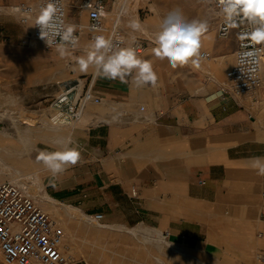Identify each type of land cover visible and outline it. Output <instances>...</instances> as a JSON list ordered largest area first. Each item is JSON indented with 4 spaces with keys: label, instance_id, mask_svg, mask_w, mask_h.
I'll return each instance as SVG.
<instances>
[{
    "label": "crops",
    "instance_id": "obj_1",
    "mask_svg": "<svg viewBox=\"0 0 264 264\" xmlns=\"http://www.w3.org/2000/svg\"><path fill=\"white\" fill-rule=\"evenodd\" d=\"M92 84L102 102L73 132L98 163L67 169L47 193L111 227L140 226L161 239L155 264H264V176L251 167L264 157V87L247 105L222 99L223 84L213 83L208 98L186 94L187 83L162 91L149 111V86L96 73Z\"/></svg>",
    "mask_w": 264,
    "mask_h": 264
},
{
    "label": "rangeland",
    "instance_id": "obj_2",
    "mask_svg": "<svg viewBox=\"0 0 264 264\" xmlns=\"http://www.w3.org/2000/svg\"><path fill=\"white\" fill-rule=\"evenodd\" d=\"M31 3L32 0H0V159L11 167L15 174H0V182L18 175H36L40 181L39 189L45 188L46 194L52 198L51 194L47 193V186H57L56 180L69 171L53 177L38 161V156L42 151L60 149L62 145L58 144V141H74L75 133L74 128L65 126H55L56 129L51 130L48 123L55 115L50 109L51 101L66 82L77 80L82 85L89 82L94 73L92 68L81 72L71 56L61 58L54 49L48 48L40 41L27 38L26 32L30 23L23 25L20 20L24 16L23 7ZM75 6L71 3L69 9L68 18L71 22L78 21ZM175 10L182 12L188 20L208 21L209 28L202 37L204 49L201 51L209 60L201 62L202 69L190 66L173 69L167 60L157 59L152 52L155 47L153 37L159 30L162 18ZM124 14L125 20L122 24L125 32H133L145 40L146 48L138 56H150L145 60L153 62L158 76L156 85L149 86L146 91L149 111L152 110L151 106L159 102L162 91L169 93L175 88L184 90L187 83H193L186 94L210 98L217 93L215 82L213 84L210 78L216 79L219 84L225 83V73L233 62L237 33L236 28L232 26L227 39L221 40L217 37L220 19L215 15L214 2L127 0ZM137 18L142 25V31L134 32L128 24ZM80 19L82 24L86 22L85 15ZM205 35L212 39V51L209 50L211 39ZM80 54V50L73 53L74 56ZM228 55L229 57L220 59L221 56ZM200 89L206 90L198 92ZM259 96L264 98V89L260 90ZM257 98L256 95L255 99ZM242 102L249 105L247 98ZM96 109L97 107L87 106L80 119ZM23 118L32 120L34 126L30 128L29 133H25L24 126L21 125ZM258 130L264 135V127L260 124ZM85 161L81 156L77 165L67 169L79 168ZM59 203L61 206H55L59 217L55 218L61 220L65 232L64 264H155L154 258H158L159 252L157 244L152 240L153 234H142L138 229L140 226L126 229L120 226L111 227L105 221L96 223L88 219H70L63 207H70L72 210L79 208ZM45 208L49 213L53 211V207L45 205ZM81 213L85 217L88 216Z\"/></svg>",
    "mask_w": 264,
    "mask_h": 264
},
{
    "label": "built area",
    "instance_id": "obj_3",
    "mask_svg": "<svg viewBox=\"0 0 264 264\" xmlns=\"http://www.w3.org/2000/svg\"><path fill=\"white\" fill-rule=\"evenodd\" d=\"M45 0H32L30 5L22 9L21 24L30 23L26 32L27 38L37 40L39 28L33 27L39 8ZM127 0H80L75 4L77 22L68 18L72 0H59L63 19L66 23L77 25L76 35L80 48L86 45L94 35L112 36L114 41H123L127 46L132 36L136 37L137 55L146 48L144 39L135 34H128L123 29L121 20ZM214 9L216 5L214 3ZM86 22L81 23V16ZM217 29V37L228 38L231 27L222 18ZM236 27V49L231 67L225 73V83L218 86L222 99L239 100L255 92L261 84V66L264 63V44H252L243 36L247 25L241 21ZM85 45V46H86ZM47 46V45H46ZM48 47V46H47ZM49 48V47H48ZM54 49V48H52ZM77 51V50H76ZM206 55L202 53V59ZM92 79L84 82H66L60 92L51 101L50 109L58 117L57 125L74 128L79 122L87 106L100 105L102 99L91 91ZM142 110V109H141ZM264 126V113L260 118ZM70 146L77 148L85 163H98L92 152L76 140ZM43 193V194H42ZM46 189H38L33 175H18L0 182V262L1 264H64L63 241L65 232L60 219H56L45 208L40 197ZM89 220L100 222L101 214L87 216Z\"/></svg>",
    "mask_w": 264,
    "mask_h": 264
},
{
    "label": "clouds",
    "instance_id": "obj_4",
    "mask_svg": "<svg viewBox=\"0 0 264 264\" xmlns=\"http://www.w3.org/2000/svg\"><path fill=\"white\" fill-rule=\"evenodd\" d=\"M216 5L215 15L222 18L230 26H238L246 22L243 36L252 44H264V0H205ZM33 27L39 28V38L58 53L61 58L72 57L81 72L90 68L98 76L109 80H119L121 83L131 82L137 87L155 86L157 73L151 60H145L137 55L136 37L132 36L127 46H121L123 41L116 42L112 36L94 35L89 43L80 49L77 25L66 23L63 19L59 0H45L36 15ZM134 32L142 31L139 19L128 24ZM207 20L186 19L182 12L175 10L162 18L159 30L153 37L154 56L167 60L171 68L185 66L199 68L202 61V37L208 31ZM80 50L79 56L73 53ZM58 117L52 123H58ZM62 147L56 151H42L38 161L56 177L75 166L81 159L80 151L70 146L72 141H58ZM251 167L258 175L264 176V157H253Z\"/></svg>",
    "mask_w": 264,
    "mask_h": 264
},
{
    "label": "bare ground",
    "instance_id": "obj_5",
    "mask_svg": "<svg viewBox=\"0 0 264 264\" xmlns=\"http://www.w3.org/2000/svg\"><path fill=\"white\" fill-rule=\"evenodd\" d=\"M177 5V4H176ZM178 9H179V7H178ZM12 11H17V9H12ZM205 44H207L206 43V41H205ZM227 57H229V55L228 56H221L220 57V59H224V58H227ZM209 59L207 58V57H205V58H203L202 59V62H206V61H208ZM202 67L203 66H200L199 68H201L202 69ZM93 73H94V75H95V70L93 69ZM211 79V81L214 83L215 82V84L217 85V84H219L217 81H216V79H212V78H210ZM260 87H264V63L262 64V66H261V84H260V86H259V88ZM259 88H257V89H259ZM257 91H255V92H253L252 93V95L250 94L249 96H247V99L248 100H250V99H254V97H255V93H256ZM262 100V102H264V98H262L261 99ZM250 105H252V104H250ZM55 117V115L52 117V119L50 120V122L48 123L49 125H50V128H51V130H55L56 129V127L55 126H60V125H57V124H53L52 123V121H53V118ZM85 120V119H84ZM83 124V123H82ZM21 125H23L24 126V132L25 133H29L30 131H31V127H33L34 125L32 124V120L31 119H29V118H23L22 120H21ZM57 131V130H56ZM0 152H1V150H0ZM12 171H14L13 169H11V167H9V166H7V165H5V163H3V161H1V159H0V174H9L10 176L12 175ZM14 174V173H13ZM15 175V174H14ZM14 175H12V176H14ZM33 178H34V183L36 184V186L38 187V189H39V180L37 179V177H36V175H34L33 176ZM40 199H41V201H42V203L44 202V204L46 205V206H50V207H53V211L51 212L52 213V215L54 216V217H59V213H58V209H55V206L57 205L58 206V204L60 205V203L58 202V201H56V200H54V199H52L50 196H48L46 193H44V195L43 196H41L40 197ZM61 206V205H60ZM64 208V212H65V214L70 218V219H76V220H79V221H82V220H87L88 218L87 217H85L79 210H77V209H70V207H63ZM89 220V219H88ZM93 222V221H92ZM158 232V231H157ZM159 233V232H158ZM158 233H156V236H158L159 234ZM159 237V236H158ZM161 237V236H160ZM159 237V238H160ZM152 240H153V242H155L156 244H157V246H159L160 244H158V243H161L162 244V242L163 241H160L161 239H159V240H157V239H154L153 237H152ZM165 244H167V243H165ZM164 244V245H165ZM163 245V246H164ZM169 245V247L171 246L170 244H167V246ZM161 246V245H160ZM154 247V246H153ZM156 247V246H155ZM154 247V248H155ZM158 248V247H157ZM159 248H162V247H159ZM171 249H172V251H175V247L174 248H172V247H170ZM174 249V250H173ZM177 251V250H176ZM175 253V252H174ZM182 255V254H181ZM185 255V254H184ZM188 256V255H187ZM185 258V257H184Z\"/></svg>",
    "mask_w": 264,
    "mask_h": 264
}]
</instances>
